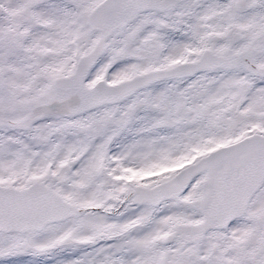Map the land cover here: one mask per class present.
I'll list each match as a JSON object with an SVG mask.
<instances>
[{
    "label": "snow or ice",
    "instance_id": "6c2138e0",
    "mask_svg": "<svg viewBox=\"0 0 264 264\" xmlns=\"http://www.w3.org/2000/svg\"><path fill=\"white\" fill-rule=\"evenodd\" d=\"M0 264H264V0H0Z\"/></svg>",
    "mask_w": 264,
    "mask_h": 264
}]
</instances>
